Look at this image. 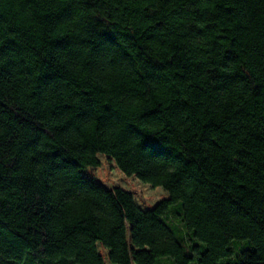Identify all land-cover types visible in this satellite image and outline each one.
<instances>
[{
	"label": "trees",
	"instance_id": "trees-1",
	"mask_svg": "<svg viewBox=\"0 0 264 264\" xmlns=\"http://www.w3.org/2000/svg\"><path fill=\"white\" fill-rule=\"evenodd\" d=\"M105 156L168 198L83 177ZM264 264V0H0V264Z\"/></svg>",
	"mask_w": 264,
	"mask_h": 264
},
{
	"label": "rangeland",
	"instance_id": "rangeland-1",
	"mask_svg": "<svg viewBox=\"0 0 264 264\" xmlns=\"http://www.w3.org/2000/svg\"><path fill=\"white\" fill-rule=\"evenodd\" d=\"M100 167L97 169H87L82 172L83 177L90 181L101 185L106 189L120 188L133 196L134 202L142 210H150L154 208L160 201L167 199V193L162 189H152L148 185L141 184L135 178L125 177L105 156L97 157ZM98 253L102 256L104 264H108V252L97 245Z\"/></svg>",
	"mask_w": 264,
	"mask_h": 264
}]
</instances>
